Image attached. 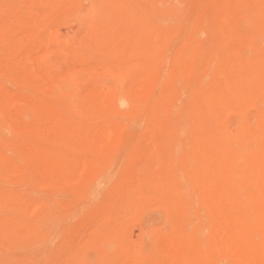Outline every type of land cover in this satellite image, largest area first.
<instances>
[{"label":"rangeland","instance_id":"1","mask_svg":"<svg viewBox=\"0 0 264 264\" xmlns=\"http://www.w3.org/2000/svg\"><path fill=\"white\" fill-rule=\"evenodd\" d=\"M262 130L264 0H0V264H260Z\"/></svg>","mask_w":264,"mask_h":264},{"label":"bare ground","instance_id":"2","mask_svg":"<svg viewBox=\"0 0 264 264\" xmlns=\"http://www.w3.org/2000/svg\"><path fill=\"white\" fill-rule=\"evenodd\" d=\"M79 4V3H78ZM217 5V4H216ZM214 7L213 8H216L215 7V5H213ZM219 9V8H218ZM116 11V10H115ZM213 11V10H212ZM213 12H215V11H213ZM64 15V14H63ZM61 21V20H60ZM21 31V30H20ZM36 33V32H35ZM214 44V43H213ZM215 45H216V42H215ZM218 45H219V43H218ZM216 46H214L213 48H215ZM218 47V46H217ZM217 47L215 48V49H217ZM213 48L211 47V49L213 50ZM215 49H214V51H215ZM217 51V50H216ZM212 52V51H211ZM211 54V53H210ZM212 54H213V52H212ZM211 58V57H210ZM213 61H214V59L213 58H211ZM211 59H209L210 61H211ZM212 63V62H211ZM213 65H214V63H213ZM204 80H206V78L204 79ZM202 82H204L203 80H202ZM120 100V103H122L123 104V99L121 98V99H119ZM261 120V119H260ZM2 121V120H1ZM4 126V125H3ZM3 131V130H2ZM3 132H1V134H2ZM4 134V133H3ZM4 136V135H3ZM258 137V136H257ZM1 138H3V137H1ZM22 138V137H21ZM26 139V138H25ZM259 139L260 140H264V130H262V132H260V134H259ZM1 141V140H0ZM9 142V141H8ZM264 142V141H263ZM37 143V142H36ZM1 144V143H0ZM15 145V144H14ZM6 148V147H5ZM7 148H9V147H7ZM252 148V147H251ZM263 148V147H262ZM254 149V148H253ZM261 149V148H260ZM249 150V149H248ZM248 150H247V152H248ZM264 150V149H263ZM256 151V150H255ZM254 151V152H255ZM246 152V153H247ZM256 152H259V151H256ZM261 152V151H260ZM264 151H262V153H263ZM244 154V153H243ZM256 154V153H255ZM252 155V154H251ZM251 155H250V157H251ZM261 156L262 154H258L257 155V157L258 156ZM264 155V154H263ZM263 157V156H262ZM220 158V157H219ZM248 158V157H247ZM245 159H246V154H245ZM244 159V160H245ZM261 159V158H260ZM262 159H264V158H262ZM216 160V159H215ZM248 160V159H247ZM218 161V160H217ZM253 161H255V160H253ZM247 162V161H246ZM263 162V164H264V161H262ZM252 163V162H251ZM250 163V164H251ZM260 164V163H259ZM256 166V165H255ZM261 166H262V164H261ZM215 168V167H214ZM260 168V167H259ZM220 169V168H219ZM262 169V168H261ZM264 169V168H263ZM255 171V170H254ZM262 171V174H263V172H264V170H260V172ZM229 173V172H228ZM235 174V173H234ZM261 174V173H260ZM214 175V174H213ZM221 175V174H220ZM256 175V174H255ZM216 176V175H215ZM257 176H258V174H257ZM228 177V176H227ZM233 177V176H232ZM213 178V177H212ZM236 178V177H235ZM254 178V177H253ZM215 179H218V177H216ZM214 179V181H216ZM221 179H223V177L221 178ZM248 179V178H247ZM250 179V178H249ZM251 181H254L255 179H250ZM219 181H220V178H219ZM225 181V180H224ZM224 181H223V183H224ZM232 182V181H231ZM233 182H234V180H233ZM237 182V181H236ZM245 182V181H244ZM221 183V182H220ZM240 183H241V181H240ZM251 183V182H250ZM216 184V183H215ZM245 184V183H244ZM222 185H225V184H222ZM231 185H233V187L235 188V184L234 183H231ZM235 185V186H234ZM241 185H242V183H241ZM214 186V185H213ZM245 186V185H244ZM228 187H230L229 186V184H228ZM240 187V186H239ZM238 187V188H239ZM242 187V186H241ZM248 187V189L250 190L249 192V194H250V199L248 200V199H246V200H248V202H247V204H245L246 205V211L245 212H251L252 213V215L254 216V219L257 221V224L259 225V223L258 222H261L260 224L263 226V227H261L262 228V230H260V232H257V231H255V230H253L252 228H253V224L252 225H250V226H248V225H246V227H244L243 226V229H244V241H243V239H239L240 241H241V243H238L239 245H237V243H235L234 245H236V246H238V247H234V250H242V252L244 251V249H248L249 247L251 248V244H250V242H249V239L251 238L252 239V237H254V235L255 236H261L262 238H263V240H264V204H261V202L263 203V201H261L262 199H261V197H260V201H254L253 199H254V197H257V196H259V195H257L256 196V193H258V191L260 190V189H264V178H263V180H262V177L260 178V175H259V177H258V179H257V177H256V181H254V182H252L251 183V185H248L247 186ZM224 188V187H223ZM217 189V188H216ZM226 189H227V187H226ZM229 189V188H228ZM232 189V188H231ZM235 189H237V187L235 188ZM234 189V190H235ZM230 190V189H229ZM214 191V190H213ZM228 191V190H227ZM241 191V190H240ZM216 192V191H215ZM229 192V191H228ZM234 192V191H233ZM243 192H244V190H243ZM217 193H219V191L217 192ZM223 193H224V191H223ZM226 193V192H225ZM262 193V192H261ZM213 194H214V192H213ZM227 194V193H226ZM230 194V193H229ZM215 196H216V198H218L217 197V195L216 194H214ZM214 195H213V197H214ZM221 195H222V193H221ZM220 195V196H221ZM224 195V194H223ZM263 195V197H264V194H262ZM196 196V195H195ZM247 196H248V194H247ZM261 196V195H260ZM228 197V196H227ZM225 198V197H224ZM246 198H248V197H246ZM195 199V198H194ZM208 199V198H207ZM213 199V198H212ZM220 199V198H219ZM196 200V199H195ZM194 200V201H195ZM222 200H223V198H222ZM264 200V199H263ZM9 201V200H8ZM193 201V200H192ZM206 201V200H205ZM246 202V201H245ZM244 202V203H245ZM243 204V203H242ZM240 205V204H239ZM245 205H244V208H245ZM214 208V207H213ZM226 208V207H225ZM215 210V209H214ZM200 211V210H199ZM216 211V210H215ZM214 211V212H215ZM244 211V210H243ZM235 213H236V211H235ZM242 213V212H241ZM222 214V213H221ZM231 214V213H230ZM251 215V214H250ZM236 216V215H235ZM204 217V216H203ZM210 219V218H209ZM231 219V218H230ZM234 220V219H233ZM208 221V220H207ZM255 221V222H256ZM251 222V221H250ZM247 223V222H246ZM210 224V223H209ZM238 224V223H237ZM235 225H233V227H234ZM258 227V226H257ZM260 227V226H259ZM258 227V228H259ZM211 228V227H210ZM242 228V227H241ZM255 229V228H254ZM235 230V229H234ZM242 230V229H241ZM257 230V229H256ZM231 231H232V229H231ZM238 231H239V229H238ZM229 232V231H228ZM240 232V231H239ZM256 233H258V234H256ZM238 235V238H239V235L240 234H236L235 236H234V238L236 237ZM243 234H241V236H242ZM231 236V235H230ZM229 238V237H228ZM256 238V237H255ZM261 239V238H260ZM231 240H232V238H231ZM239 240H237L238 242H239ZM254 241H255V239H254ZM260 241H262V240H260ZM252 243H253V241H251ZM231 244H233V242L231 243ZM255 244V243H254ZM259 245H261V244H259ZM255 247V246H254ZM254 247H252V248H254ZM256 248V247H255ZM258 249V248H257ZM255 250V249H254ZM246 251V250H245ZM248 251H249V249H248ZM254 252V251H253ZM244 253V252H243ZM224 254V253H223ZM222 254V255H223ZM233 254V253H232ZM260 254H262L263 256L261 257V259H260V264H264V245H263V247L261 248V251H260ZM255 257V256H254ZM253 257V258H254ZM259 257V256H258ZM230 258V257H229ZM235 258V257H234ZM231 259H233V258H231ZM218 261V260H217ZM232 264V263H231Z\"/></svg>","mask_w":264,"mask_h":264}]
</instances>
